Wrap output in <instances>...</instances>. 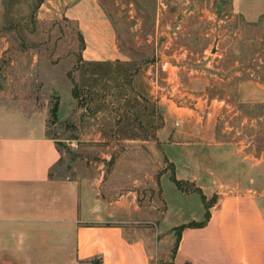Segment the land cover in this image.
<instances>
[{
    "label": "rangeland",
    "instance_id": "1",
    "mask_svg": "<svg viewBox=\"0 0 264 264\" xmlns=\"http://www.w3.org/2000/svg\"><path fill=\"white\" fill-rule=\"evenodd\" d=\"M38 1L0 0V99L26 112L29 105L47 110V133L62 152L52 175L71 174L80 163L83 170L100 163L107 175L131 136L155 141L166 123L190 128L180 138L220 142L203 164L210 171L195 164L193 172L216 186L210 199L264 192V16L245 20L231 0H100L123 58L90 62L80 56L75 22L39 19ZM162 151L157 179L175 173ZM161 183L167 219L196 209L197 193L179 197L171 179Z\"/></svg>",
    "mask_w": 264,
    "mask_h": 264
},
{
    "label": "crops",
    "instance_id": "2",
    "mask_svg": "<svg viewBox=\"0 0 264 264\" xmlns=\"http://www.w3.org/2000/svg\"><path fill=\"white\" fill-rule=\"evenodd\" d=\"M231 4L245 20L264 16V0ZM37 16L75 22L86 61L123 58L100 0H39ZM47 117L43 108L29 105L26 112L0 99V264H93L94 259L99 264H264V192H225L211 201L216 186L205 185L193 173L199 169L195 164L210 171L203 164L208 165V151L220 148V142L180 138L190 128L172 130L165 123L155 141L131 136L107 175L100 173V163L86 170L75 164L71 174L52 175L62 152L47 133ZM162 147L182 185L194 183L191 189L175 184L178 196L199 197L195 210L175 220L166 218L168 199L161 183L171 174L154 175L163 165ZM205 201H211L205 223L185 225L177 237V226L204 219Z\"/></svg>",
    "mask_w": 264,
    "mask_h": 264
},
{
    "label": "trees",
    "instance_id": "3",
    "mask_svg": "<svg viewBox=\"0 0 264 264\" xmlns=\"http://www.w3.org/2000/svg\"><path fill=\"white\" fill-rule=\"evenodd\" d=\"M75 87V86H74ZM74 92H75V88H74ZM76 95V94H75ZM58 108V103H55V105L52 106L51 108V112L53 115L56 114V109ZM171 179L175 182V184L180 187V188H183V185H182V181L177 179L175 177V174L174 173H171ZM199 189V188H198ZM200 190V189H199ZM202 198L203 200H205V196L202 194ZM213 199H211L212 201ZM211 201H205V207H206V211H205V217L203 220H200V221H195V220H191L187 223H183V224H180L179 226L176 227V232H177V237L179 236V232H180V229L185 226V225H201L203 223H205V221L208 219L209 217V211H208V206L211 204ZM176 247V242L173 246V249H175ZM93 264H99V260L98 259H94L93 260ZM180 264H191L189 262H183V263H180Z\"/></svg>",
    "mask_w": 264,
    "mask_h": 264
}]
</instances>
